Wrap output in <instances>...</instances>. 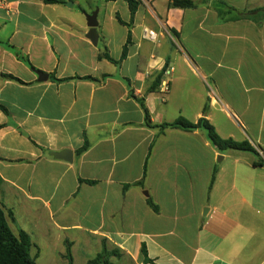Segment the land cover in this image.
Returning <instances> with one entry per match:
<instances>
[{
    "label": "crops",
    "instance_id": "0c3cea01",
    "mask_svg": "<svg viewBox=\"0 0 264 264\" xmlns=\"http://www.w3.org/2000/svg\"><path fill=\"white\" fill-rule=\"evenodd\" d=\"M0 1V207L37 264L104 247L110 264H264V0H138L134 17L126 0ZM129 32L121 64L99 58L119 61ZM180 118L256 153L156 127ZM65 150L73 162L53 156Z\"/></svg>",
    "mask_w": 264,
    "mask_h": 264
},
{
    "label": "trees",
    "instance_id": "16d2710c",
    "mask_svg": "<svg viewBox=\"0 0 264 264\" xmlns=\"http://www.w3.org/2000/svg\"><path fill=\"white\" fill-rule=\"evenodd\" d=\"M41 1L44 4H48V5L60 3V1L58 0H41ZM126 1L129 4L131 15L132 17H134V15L136 14L139 8L140 2L138 0H126ZM168 7L177 8V9H191V8H195L196 4L191 0H170ZM130 43H131V33L129 32L127 43L123 49L122 57L119 61L112 59L107 50L101 53L99 58L106 59L115 65H119L127 58L128 48ZM15 53L22 62L28 65L32 70H35V68L32 66V64L29 62L28 59L21 56L17 51H15ZM5 78L17 81L19 83H23L19 79L13 76H5ZM52 78L57 82H64L73 79L86 80V81H99L98 79L93 77L69 78L64 80H57L54 77ZM160 83H161V77L158 78L157 82L153 86V89L158 87ZM140 102L142 107L145 108L144 101L140 100ZM156 127H159L161 130L171 128V129H179L188 132L195 131L197 129H202L207 134V138L209 139L211 144L217 149V151L221 153L227 151H241V152H250L254 154L256 153V150L250 145L249 142H236L233 139L222 138L217 133L214 126L206 118H201L196 124L191 123L183 118H180L174 123L163 124L161 126H156ZM88 149H89V143L86 142L85 145L80 150L77 151V155L78 156L82 155ZM146 173H147V165H145L144 175L142 180L137 182L136 185L143 186ZM79 182L83 183L85 181L79 179ZM214 182H215V174L211 179L209 189L212 188ZM87 183L92 185L95 184V182L92 181H87ZM128 187L129 186H127L126 189ZM148 204L155 212L159 211L158 206H156L151 199H148ZM31 246H32L31 239L26 233L22 232L19 236H16L12 232L11 228L9 227L6 214L4 210L0 207V264H37L35 259H33L30 255ZM143 252L147 257L146 250L144 248H143ZM66 257L68 258L69 262L72 263L71 246L69 244H67ZM109 257L110 254L107 252L106 247H104L103 252L99 254L95 259L89 261L87 264H110Z\"/></svg>",
    "mask_w": 264,
    "mask_h": 264
},
{
    "label": "water",
    "instance_id": "95a60500",
    "mask_svg": "<svg viewBox=\"0 0 264 264\" xmlns=\"http://www.w3.org/2000/svg\"><path fill=\"white\" fill-rule=\"evenodd\" d=\"M98 13H99V10L97 9L94 12H92L91 14L85 15L86 20H87V25L89 28L87 38L91 41V43L94 46H97L98 42H99V33H98V25L99 24H98V20H97ZM34 71L38 75L39 81L42 82V81L48 80L49 76L47 74H44L43 72L38 71V70H34ZM53 156L57 159L65 160V161L70 162V163L73 162V157H74L73 152L70 150H65V151H62L59 153H53Z\"/></svg>",
    "mask_w": 264,
    "mask_h": 264
},
{
    "label": "built area",
    "instance_id": "2783aa9c",
    "mask_svg": "<svg viewBox=\"0 0 264 264\" xmlns=\"http://www.w3.org/2000/svg\"><path fill=\"white\" fill-rule=\"evenodd\" d=\"M0 5H3V1H0ZM148 36H150L151 38H154V33H150ZM171 72L172 71L170 69V70L166 71L164 74L166 76H170L171 75ZM161 90H162L164 96H166L168 94V92H169V82L162 81V83H161Z\"/></svg>",
    "mask_w": 264,
    "mask_h": 264
}]
</instances>
